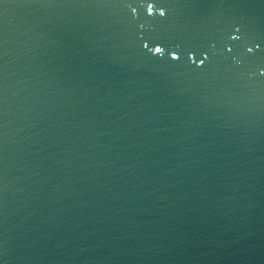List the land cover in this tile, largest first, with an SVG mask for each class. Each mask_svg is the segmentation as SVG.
Returning <instances> with one entry per match:
<instances>
[{
    "label": "water",
    "instance_id": "obj_1",
    "mask_svg": "<svg viewBox=\"0 0 264 264\" xmlns=\"http://www.w3.org/2000/svg\"><path fill=\"white\" fill-rule=\"evenodd\" d=\"M0 264H264V0H0Z\"/></svg>",
    "mask_w": 264,
    "mask_h": 264
},
{
    "label": "snow or ice",
    "instance_id": "obj_2",
    "mask_svg": "<svg viewBox=\"0 0 264 264\" xmlns=\"http://www.w3.org/2000/svg\"><path fill=\"white\" fill-rule=\"evenodd\" d=\"M157 51H159V49H157Z\"/></svg>",
    "mask_w": 264,
    "mask_h": 264
}]
</instances>
